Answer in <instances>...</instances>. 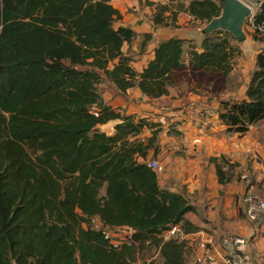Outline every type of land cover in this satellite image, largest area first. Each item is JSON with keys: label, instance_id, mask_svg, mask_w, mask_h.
<instances>
[{"label": "trees", "instance_id": "1", "mask_svg": "<svg viewBox=\"0 0 264 264\" xmlns=\"http://www.w3.org/2000/svg\"><path fill=\"white\" fill-rule=\"evenodd\" d=\"M109 2L0 0V264H132L146 245L159 259L148 264H184L186 242L161 235L172 226L192 233L188 202L161 189L158 174L138 161L156 153L161 130L137 139L155 125L105 107L97 90L106 79L122 94L137 88L149 99L166 96L184 68V42L159 44L136 73L122 52L134 35L112 28L118 13ZM187 12L202 24L221 13L198 0ZM246 26L253 41H263L264 0ZM231 38L222 31L205 37L201 53L189 51V69L225 78L240 54ZM246 96L221 103L227 132L242 135L264 119V50ZM112 120L122 121L114 136L96 129ZM215 165L219 183L228 182ZM91 218L133 231L130 245H113L87 225Z\"/></svg>", "mask_w": 264, "mask_h": 264}, {"label": "crops", "instance_id": "2", "mask_svg": "<svg viewBox=\"0 0 264 264\" xmlns=\"http://www.w3.org/2000/svg\"><path fill=\"white\" fill-rule=\"evenodd\" d=\"M190 1L110 0L118 13L112 28L128 29L134 35L131 43L123 44L122 52L130 56V66L136 73H141L153 60L155 48L170 39L184 42V68L176 73V84L169 88L168 94L159 99H149L137 88L122 94L106 79L97 90L105 107L134 121L144 119L155 125L146 130L149 133L156 128L161 130V127L176 129L174 136L158 134L154 144L156 153L150 150L145 160L138 158V161L148 163L153 160L151 157L157 159L164 169L157 177L160 188L178 194L188 202L190 211L184 220L193 231L185 235L181 232L186 242L184 264H196L195 257L201 252L195 249L194 235L201 231L210 232L216 238L221 235L247 238L251 235L253 241L249 250L264 264V229L254 230L256 228L246 221L240 203L247 190L264 200V119L249 125L242 135L227 132V127L219 120V114L225 112L222 102L248 100L246 93L256 70L257 57L264 50V39L253 41L252 28L246 27L245 39L240 43L234 41L236 46L231 42L240 53L233 59L231 71L225 78L210 74L214 75L210 80L218 79L221 86L217 90L212 87V90L209 82L207 86L192 85L188 76L200 72L189 69L188 53L190 50L201 53V43L207 36L203 35L205 25L187 12ZM198 1L217 3V0ZM256 1L258 6L254 7ZM262 1L248 0L253 13ZM174 4L172 9L170 6ZM180 5L183 6L181 10ZM162 7L166 9L160 12L158 8ZM158 16L162 22L155 25L154 19ZM146 36L150 38L145 40ZM121 123V120H112L96 129L111 137L115 135V126ZM215 164L229 178L228 182L219 183ZM125 230H113L111 242L115 246L124 243ZM155 257L143 258L141 264H148Z\"/></svg>", "mask_w": 264, "mask_h": 264}, {"label": "built area", "instance_id": "3", "mask_svg": "<svg viewBox=\"0 0 264 264\" xmlns=\"http://www.w3.org/2000/svg\"><path fill=\"white\" fill-rule=\"evenodd\" d=\"M243 1V0H241ZM248 5V0L243 1ZM252 8V7H251ZM253 11L247 21H251ZM90 113L98 116V109L91 108ZM147 166L158 175L163 172V168L156 161H149ZM242 211L245 219L257 231L259 227L264 229V200L259 198L254 192L247 190L241 199ZM94 231L100 232L105 239L110 242L113 240V230L104 227L98 218H91L87 224ZM124 243L130 245L133 231L126 229L124 231ZM196 236V238H195ZM164 241L178 237L182 239L181 231L178 226H172L161 235ZM253 237L247 238L236 236L221 235L216 238L210 232L201 231L194 235L195 249L200 250L201 254L195 257L196 264H263V262L254 255L249 249L252 245ZM112 243V242H111ZM113 244V243H112ZM115 245V244H113Z\"/></svg>", "mask_w": 264, "mask_h": 264}, {"label": "water", "instance_id": "4", "mask_svg": "<svg viewBox=\"0 0 264 264\" xmlns=\"http://www.w3.org/2000/svg\"><path fill=\"white\" fill-rule=\"evenodd\" d=\"M216 2L221 13L219 17L207 23L203 34L208 36L217 31H222L229 34L236 42H242L245 39L243 27L246 20L251 16L252 8L240 0H217ZM257 6L258 1L254 3V7Z\"/></svg>", "mask_w": 264, "mask_h": 264}, {"label": "rangeland", "instance_id": "5", "mask_svg": "<svg viewBox=\"0 0 264 264\" xmlns=\"http://www.w3.org/2000/svg\"><path fill=\"white\" fill-rule=\"evenodd\" d=\"M174 6H175V4L174 5H171L170 7H172V9L174 8ZM246 22H247V20H246ZM246 22H245V24H244V27H243V33H245L246 32ZM205 26L204 27H206V24H204ZM203 27V28H204ZM216 33V32H215ZM225 33V32H224ZM204 35V34H203ZM223 35V34H222ZM228 35V34H227ZM232 40H231V42H233V45L234 46H236V42H234L235 40L233 39V38H231ZM239 56V55H238ZM234 58H236V57H234ZM180 76H183V74H181ZM212 76H214V75H207V76H204V74H202L201 72H200V74H196V75H194V74H192L191 75V77L190 76H188V79H189V82L191 81V83H192V85L193 84H197V86H202V85H204V86H207L206 84L208 83L209 85H210V89H212V90H214L213 88H215L216 90L221 86V83H220V81H218V79H213V80H210V78L212 77ZM213 87V88H212ZM211 90V91H212ZM97 127V126H96ZM98 129V128H97ZM156 129H158V128H156ZM99 131V130H98ZM163 132H165V134H163ZM176 129L175 128H173V127H171V126H168V127H166V128H162L161 127V133H159V135L160 134H162V136H168V137H170V136H174L176 133ZM159 135L157 136V138L159 137ZM143 137H145V139H147V138H149V137H151V132L149 133V132H147L146 130H144L143 132H142V134L141 135H139L138 136V138L137 139H141V138H143ZM153 151V150H152ZM150 159H153V160H150V161H156L157 163H158V161H157V159H154V158H150ZM159 164V163H158ZM160 165V164H159ZM161 166V168H163V166L162 165H160ZM163 171H164V169H163ZM163 173V172H162ZM161 173V174H162ZM157 254V248L155 247V246H151V245H146V246H143V247H141V248H138L137 249V252L135 253V255L133 256V261H132V264H141L142 263V261H143V258H151V257H154V256H156L155 257V259H157V260H159L158 259V256L156 255Z\"/></svg>", "mask_w": 264, "mask_h": 264}, {"label": "clouds", "instance_id": "6", "mask_svg": "<svg viewBox=\"0 0 264 264\" xmlns=\"http://www.w3.org/2000/svg\"><path fill=\"white\" fill-rule=\"evenodd\" d=\"M241 1V0H240ZM241 2H243V1H241ZM251 8V7H250Z\"/></svg>", "mask_w": 264, "mask_h": 264}]
</instances>
